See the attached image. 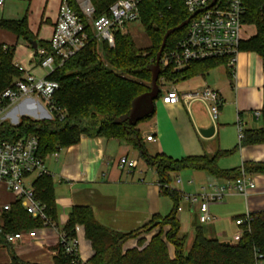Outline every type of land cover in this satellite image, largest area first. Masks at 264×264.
<instances>
[{
    "label": "crops",
    "instance_id": "1",
    "mask_svg": "<svg viewBox=\"0 0 264 264\" xmlns=\"http://www.w3.org/2000/svg\"><path fill=\"white\" fill-rule=\"evenodd\" d=\"M61 1H2L0 19H25L36 45V49H33L31 44L0 29V45H6L12 50V65L23 71L20 77L26 73L36 78L47 77V71L38 65L35 55L36 50L41 48L40 45L49 43ZM81 1L76 0L78 8ZM243 39L248 40L247 37ZM171 87L179 96L205 88L217 92L221 100L219 115L213 124L203 104L192 103L186 107L180 102L170 106L159 102V96L154 102L153 116L137 125L143 145L150 156L163 155L177 161L204 155L211 157L217 151H231L238 146V124L242 133H254L262 128L260 111L264 107V64L254 53L239 52L233 70L222 64L203 76L164 83L160 86V93ZM35 110L42 114V119L50 117L35 98L19 101L5 116L11 120V124L17 125L18 116L20 119L27 114L33 115ZM211 126L214 127L212 136L203 137L199 133ZM149 135L153 136L154 141H145V137ZM120 158L135 161L136 167L129 171L120 169ZM43 162L53 184L56 229H34L33 240L26 236L11 245L1 240L4 247L0 248V264H14L12 257L24 263L53 264V257L58 253L59 234L75 207L89 208L99 225L120 234L134 232L154 218L163 219L173 208L171 199L160 194L154 170L139 159L135 149L117 139L81 137L77 144L60 149L56 157L53 154L47 155ZM245 163H264V143L238 147L233 154L220 158L217 166L228 171L241 169ZM185 171L187 183L182 186L172 184L181 195H194L202 189L210 190L230 183L211 178L201 171ZM245 175L254 180L255 189L246 199L236 193H227L220 201L211 203L208 212L212 219L205 224L199 220L198 204L192 205L181 197V211L176 215L180 233L192 240L194 229L202 227L208 239L220 241L219 239H229L232 236V240L236 242L234 235L240 227L235 226L234 222L245 214L264 211V174ZM188 187L192 191L186 193V190H190ZM182 226L186 229L188 227L187 231ZM157 231L158 228L153 229L145 236L146 240ZM75 239L79 261L88 262L93 252L85 239L82 226H76ZM133 245L135 240H128L122 248L129 249ZM169 254L172 258L171 246Z\"/></svg>",
    "mask_w": 264,
    "mask_h": 264
},
{
    "label": "trees",
    "instance_id": "2",
    "mask_svg": "<svg viewBox=\"0 0 264 264\" xmlns=\"http://www.w3.org/2000/svg\"><path fill=\"white\" fill-rule=\"evenodd\" d=\"M116 1L118 0H89L93 8L91 18L107 15L108 8ZM263 1L248 0L246 23L254 26L255 34L248 40L241 41L238 51L254 53L264 64V7L259 9ZM66 2L83 18L89 42L46 77L58 84L54 102L61 113L54 112L51 119L39 122L21 117L16 126L3 122L0 124V140L11 141L24 135H34L39 140L38 155L44 160L47 155L77 144L81 137L117 139L135 149L139 159L154 170L160 194L169 197L173 203L169 215L163 219L154 218L144 227L127 234L111 232L99 225L89 208H73L62 233L66 238L73 239L76 226L83 227L85 239L93 252L85 264H264V211L251 214L249 227H241L242 234L233 244L208 239L203 228L196 227L191 245L185 250L187 237L180 233L176 217L181 193L172 187V178L185 170L201 171L211 178L230 183L240 177L241 170L244 173L264 174V163H245L241 169L228 171L217 166L220 158L233 154L238 147L264 143V107L260 111L262 128L254 133H242L243 138L231 151H217L211 157L204 155L178 161L163 155L150 156L143 145L137 125L150 119L154 110L151 115L134 125L127 121L117 124L116 121L128 115L133 99L149 91L148 67L155 61L164 33L185 21L189 14L181 0H141L138 20L142 23L150 47L140 50L136 48L129 34L124 35L121 32L114 33L113 46L103 40L98 44L87 18L81 16L76 0ZM0 29L27 43L32 41L25 19H0ZM184 33L185 28L171 34L162 55L172 51ZM40 47L49 50V45ZM97 49L101 52V57ZM12 57V50L8 47L3 51L0 45V93L20 78L21 72L12 65ZM222 64V61L197 62L179 73L161 70L159 78L163 77L166 82H177L203 76ZM157 84L160 90L159 79ZM160 94L159 92V96ZM32 185L36 198L46 207L47 216L54 222L55 206L50 175L36 178ZM1 219L4 230L9 233L41 227L40 222L30 219L18 205L3 214ZM155 228H158L157 233L147 241L145 236ZM128 240H135L136 245L123 249V244ZM169 246L173 248L172 258ZM11 260L14 264H30L20 262L14 257ZM53 264H71V257L64 253L60 244L58 253L53 257Z\"/></svg>",
    "mask_w": 264,
    "mask_h": 264
},
{
    "label": "built area",
    "instance_id": "3",
    "mask_svg": "<svg viewBox=\"0 0 264 264\" xmlns=\"http://www.w3.org/2000/svg\"><path fill=\"white\" fill-rule=\"evenodd\" d=\"M3 0H0V5ZM141 0H118L108 8V14L91 18L93 8L88 0L79 3L80 14L84 18H91L90 28L96 38L113 46L114 33L121 32L126 24L136 22L139 17L138 7ZM189 17L184 36L175 45L172 51L160 58V71L169 70L179 73L193 63L205 61H222L224 66L233 70L238 46L244 37L243 29L252 26L246 23L248 14V0H181ZM263 4L259 9H263ZM254 27V26H253ZM251 38L250 36L247 37ZM89 42L86 26L66 0L59 4L52 35L49 40V50H36L38 65L47 71V76L58 67L80 52ZM6 51L8 46L1 45ZM23 72L21 68H17ZM161 86L167 83L163 77L159 78ZM58 89L55 81L46 78H36L26 73L16 79L9 88L0 93V124L7 122L6 113L16 103L23 99L35 98L45 104L50 117L54 112L61 113L55 106L54 95ZM161 102L165 105H176L182 102L186 107L192 103L203 104L215 124L221 104L217 92L205 88L199 91L178 95L173 87L161 91ZM238 140L243 138L242 129L237 125ZM146 142L154 141L153 136L145 137ZM39 140L34 135H24L15 140H0V240L11 245L21 241L24 237L30 240L35 238L34 230L9 233L4 230L1 219L3 214L10 212L14 205H18L26 215L40 222V228L56 229L54 222L46 214V207L38 201L33 188L36 178L47 174L43 159L38 155ZM55 157L57 153L53 154ZM120 169L132 170L136 167L135 161L120 158ZM33 176V180L28 179ZM179 183V180H176ZM255 189L253 179L246 177L241 170L240 177L231 183L210 190L202 189L194 195H181L190 204H198L199 220L202 224L212 218L208 212L211 203L220 201L227 193L242 195L245 199ZM181 208H177V212ZM252 221L251 214H245L234 222L240 229L235 233L237 241L241 234V227H249ZM59 244L66 255L71 257V264H85L79 261L76 239H68L61 232ZM136 245V241H135Z\"/></svg>",
    "mask_w": 264,
    "mask_h": 264
},
{
    "label": "water",
    "instance_id": "4",
    "mask_svg": "<svg viewBox=\"0 0 264 264\" xmlns=\"http://www.w3.org/2000/svg\"><path fill=\"white\" fill-rule=\"evenodd\" d=\"M191 18L192 16L188 17L181 24H179L178 26L172 29L167 30L164 33L159 50L155 55V61L151 66L148 67V71L150 73L149 91L133 99L130 105V110L128 115L123 116L119 120H117L116 121L117 124L127 121L129 124L134 125L137 123V121H140L144 117H147L152 114L154 110V102L158 99L160 92L157 82L160 76V58L165 48L166 41L171 34L185 28ZM29 44H31L33 49H36L35 42L30 41ZM213 131H214V127L211 126L208 129L200 130L199 133L203 137H210L212 136Z\"/></svg>",
    "mask_w": 264,
    "mask_h": 264
},
{
    "label": "rangeland",
    "instance_id": "5",
    "mask_svg": "<svg viewBox=\"0 0 264 264\" xmlns=\"http://www.w3.org/2000/svg\"><path fill=\"white\" fill-rule=\"evenodd\" d=\"M78 8V6H77ZM79 9V8H78ZM87 23L90 25L91 23V18H87ZM245 34H243V37H252L254 35V27L253 26H247L245 28ZM122 34H129V36L132 38L135 46L137 49H140V50H144V49H147L150 47V42L147 38V36L145 35L144 31H143V27H142V23L140 20H137L136 22H133V23H129V24H126L125 28L123 29V31H121ZM97 40V43L99 44L102 40L96 38ZM97 53L99 55V57H101V52L97 49ZM163 88H167V87H163ZM159 102H161V99H158ZM156 102V101H155ZM18 103H16L13 107H16ZM40 105L42 107V109L44 111H46L48 113V111L46 110V106L43 102L40 101ZM35 113H33V115H25L24 117L31 120V121H35V122H39V121H42V120H48V119H51L52 117H49L47 119H42V114L39 113L38 110H35L34 111ZM7 119V122L11 125V126H16V125H13L11 124V120L9 118H6ZM18 120L19 119V116H18ZM187 172L186 171H182L180 173L177 174V176L174 177L173 181H172V184L176 185V186H182V184H186L187 183ZM186 176V177H185ZM33 176H31L29 180H33ZM179 180V183H176V180ZM189 188V187H188ZM190 190L189 191H185L186 193H189L192 191L191 187L189 188ZM182 228L186 229V227L182 226ZM188 229V227H187ZM186 229V231H187ZM162 234H163V237H164V233H165V228L162 230ZM190 236V233H188ZM189 239H187L186 243H185V250H188L190 245H191V240H190V237H188ZM232 236L229 237V239H219L221 242H225V243H229V244H233L235 243L233 240H232ZM135 245H133L134 247ZM4 245L3 244H0V248H3Z\"/></svg>",
    "mask_w": 264,
    "mask_h": 264
}]
</instances>
